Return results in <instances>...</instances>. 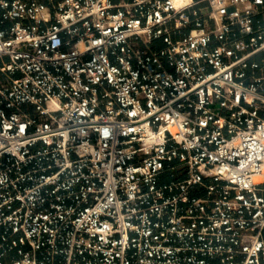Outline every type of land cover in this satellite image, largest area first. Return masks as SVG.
<instances>
[{
	"label": "built area",
	"instance_id": "2783aa9c",
	"mask_svg": "<svg viewBox=\"0 0 264 264\" xmlns=\"http://www.w3.org/2000/svg\"><path fill=\"white\" fill-rule=\"evenodd\" d=\"M0 264H264V0H0Z\"/></svg>",
	"mask_w": 264,
	"mask_h": 264
},
{
	"label": "bare ground",
	"instance_id": "6f19581e",
	"mask_svg": "<svg viewBox=\"0 0 264 264\" xmlns=\"http://www.w3.org/2000/svg\"><path fill=\"white\" fill-rule=\"evenodd\" d=\"M186 1H189V0H174V2L176 4H181V3L186 2ZM257 180H260V177H257Z\"/></svg>",
	"mask_w": 264,
	"mask_h": 264
},
{
	"label": "crops",
	"instance_id": "0c3cea01",
	"mask_svg": "<svg viewBox=\"0 0 264 264\" xmlns=\"http://www.w3.org/2000/svg\"><path fill=\"white\" fill-rule=\"evenodd\" d=\"M31 110V108H29Z\"/></svg>",
	"mask_w": 264,
	"mask_h": 264
}]
</instances>
